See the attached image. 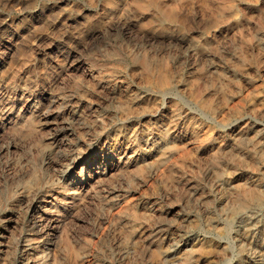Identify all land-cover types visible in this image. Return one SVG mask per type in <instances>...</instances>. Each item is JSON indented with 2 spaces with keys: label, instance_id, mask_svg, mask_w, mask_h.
I'll return each instance as SVG.
<instances>
[{
  "label": "rangeland",
  "instance_id": "rangeland-1",
  "mask_svg": "<svg viewBox=\"0 0 264 264\" xmlns=\"http://www.w3.org/2000/svg\"><path fill=\"white\" fill-rule=\"evenodd\" d=\"M0 264H264V0H0Z\"/></svg>",
  "mask_w": 264,
  "mask_h": 264
}]
</instances>
